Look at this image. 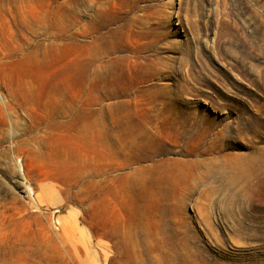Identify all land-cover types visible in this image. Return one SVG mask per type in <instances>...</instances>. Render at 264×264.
Wrapping results in <instances>:
<instances>
[{
  "label": "rangeland",
  "instance_id": "1",
  "mask_svg": "<svg viewBox=\"0 0 264 264\" xmlns=\"http://www.w3.org/2000/svg\"><path fill=\"white\" fill-rule=\"evenodd\" d=\"M0 264H264V0H0Z\"/></svg>",
  "mask_w": 264,
  "mask_h": 264
}]
</instances>
